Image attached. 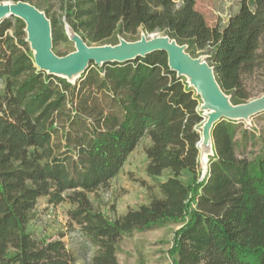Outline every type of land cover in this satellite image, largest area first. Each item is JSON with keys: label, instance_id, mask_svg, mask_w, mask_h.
<instances>
[{"label": "trees", "instance_id": "obj_1", "mask_svg": "<svg viewBox=\"0 0 264 264\" xmlns=\"http://www.w3.org/2000/svg\"><path fill=\"white\" fill-rule=\"evenodd\" d=\"M196 4L60 0L61 22L34 5L51 20L54 48L68 40L64 21L91 45L164 31L188 45L191 55L209 56L234 103L249 101L245 78L264 68V0H243L223 27L209 26ZM25 38L22 20L0 22V264L77 262L63 241L68 233L40 239L29 230L41 198L54 207L72 206L67 228L97 247L92 264H119L124 236L167 223L181 224L171 250L175 264H264V147L252 159L241 158L239 122L221 121L213 130L209 174L200 180L201 101L186 79L170 71L165 52L92 64L72 85L40 72ZM145 137L146 174L153 183L137 181L147 188L149 203L111 218L90 195L111 186ZM185 170L194 175L192 184L181 179Z\"/></svg>", "mask_w": 264, "mask_h": 264}, {"label": "rangeland", "instance_id": "obj_2", "mask_svg": "<svg viewBox=\"0 0 264 264\" xmlns=\"http://www.w3.org/2000/svg\"><path fill=\"white\" fill-rule=\"evenodd\" d=\"M11 0H0L5 3ZM243 0H197L196 8L204 15L206 23L211 27L224 26L229 18L240 10ZM252 1V0H247ZM32 4H41L43 9L50 12L58 21H63V12L60 10V0H31ZM13 18V17H12ZM63 24V23H62ZM138 34H130L126 37L128 41H135L140 38ZM13 34L14 31L10 30ZM154 35L166 34V32L150 33ZM139 37V38H138ZM75 49L74 43L60 41L55 46L56 53L64 56ZM245 84L249 93V101L264 94V68L257 67L256 71L246 76ZM4 86V80H0V90ZM239 135L237 137V154L243 158H254L263 149L264 145V113L253 118L252 123H239ZM200 133V126L197 127ZM244 130L248 131L242 136ZM148 146L146 137L136 146L134 152L129 155L119 175L111 182L108 189L100 190L96 195L91 194L90 198L103 213L111 218L119 217L128 209L138 208L149 203L147 188L143 187L138 179L147 178L146 168L148 158L144 148ZM168 172L163 176L165 179ZM194 175L185 170L181 179L186 184H192ZM147 181V180H146ZM149 183H153L150 179ZM116 207L113 212L111 207ZM71 205L63 203L57 207L48 204L46 199H41L36 209V217L31 222L29 230L40 239H57L61 233H68L63 241L68 249L76 256L75 264H92L91 258L97 251V247L88 238L82 236L79 231H70L67 228L69 220L68 210ZM181 228L179 223H167L162 228L152 231L136 232L132 236H124L119 245L117 260L119 264H175V258L171 253L175 243V233Z\"/></svg>", "mask_w": 264, "mask_h": 264}, {"label": "water", "instance_id": "obj_3", "mask_svg": "<svg viewBox=\"0 0 264 264\" xmlns=\"http://www.w3.org/2000/svg\"><path fill=\"white\" fill-rule=\"evenodd\" d=\"M18 18L25 23L26 38L40 72L56 76L75 85L93 64L103 67L110 63H126L146 58L154 52H165L170 71L178 78L186 79L187 85L199 96V111L204 117L200 127L201 137L197 143L200 149V180L209 174L212 157L215 156L213 130L223 120L251 124L253 118L264 113V94L242 104H236L231 95L219 84L209 56L191 55L188 45L181 44L168 34L154 35L141 32L140 38L128 41L119 36L118 43L91 45L69 22L64 21L67 39L75 49L61 56L54 50L53 27L44 10L29 1H8L0 3V22L6 18Z\"/></svg>", "mask_w": 264, "mask_h": 264}, {"label": "crops", "instance_id": "obj_4", "mask_svg": "<svg viewBox=\"0 0 264 264\" xmlns=\"http://www.w3.org/2000/svg\"><path fill=\"white\" fill-rule=\"evenodd\" d=\"M146 141H147V145H149L150 144V137L148 138V137H146ZM145 180H147V181H149L150 179L147 177V178H145ZM41 199H45V198H41ZM41 201V200H40ZM68 204V203H67ZM126 212L127 211H125L124 213H119V217H120V215H124V214H126Z\"/></svg>", "mask_w": 264, "mask_h": 264}]
</instances>
